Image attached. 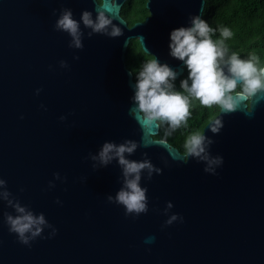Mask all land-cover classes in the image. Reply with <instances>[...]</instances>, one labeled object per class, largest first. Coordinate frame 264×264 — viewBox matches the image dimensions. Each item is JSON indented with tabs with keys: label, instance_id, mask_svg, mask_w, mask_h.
<instances>
[{
	"label": "water",
	"instance_id": "1",
	"mask_svg": "<svg viewBox=\"0 0 264 264\" xmlns=\"http://www.w3.org/2000/svg\"><path fill=\"white\" fill-rule=\"evenodd\" d=\"M146 1L149 16L130 26L127 0H108L122 29L110 36L81 19L105 0H0V264H264V99L220 110L201 156L157 140L161 126L146 128L131 111V44L179 80L186 66L170 54V32L206 4ZM65 9L80 21L83 47L56 27ZM129 140L137 147L125 156L154 166L142 170L148 209L139 214L115 199L125 186L119 158H98L105 142ZM17 201L48 221L30 246L6 223Z\"/></svg>",
	"mask_w": 264,
	"mask_h": 264
},
{
	"label": "clouds",
	"instance_id": "2",
	"mask_svg": "<svg viewBox=\"0 0 264 264\" xmlns=\"http://www.w3.org/2000/svg\"><path fill=\"white\" fill-rule=\"evenodd\" d=\"M107 3L108 0L100 3L95 16L92 11L84 10L81 19L94 32L120 35L122 29L113 22L114 17L104 10ZM111 5H115V0H112ZM56 27L70 33L74 46L83 47L80 21L74 18L71 9L63 11ZM216 32L220 35L214 38L213 34ZM233 35L229 26L213 27L203 14L192 15L188 25L172 29L170 54L184 62L187 75L180 81V89H177L175 81L178 72L168 63H161L155 55L142 63L136 73L133 97L135 104L131 109L142 125L153 130L163 123H167L171 130L186 126L192 115L193 100H198L201 105L209 108L219 106L224 113L240 109L249 99L253 100V105L264 99V64L255 51L242 56L239 51L231 49L227 40ZM221 124L222 121L218 118L210 127L218 131ZM206 140L211 142L205 132L193 131L185 138L184 149L188 154L201 156L206 152ZM136 147L137 143L131 140L121 144L107 141L99 151L98 158L104 164L113 158H119L123 166L125 186L118 191L115 199L125 206L127 213L139 214L148 209L147 190L140 183L142 170L152 169L154 166L150 161H136L125 156V153L133 152ZM223 159L220 156L210 160V163H222ZM5 183L0 178V185ZM3 195L7 199L8 192L5 191ZM8 202L13 203L11 200ZM14 207L16 214L6 215L9 231L16 233L22 243L30 246L33 240L41 236L48 221L43 213L37 215L18 201L14 203ZM176 218L173 215L168 223ZM58 231L59 229H55L53 235ZM154 239V236H149L145 238V242L151 243Z\"/></svg>",
	"mask_w": 264,
	"mask_h": 264
},
{
	"label": "trees",
	"instance_id": "3",
	"mask_svg": "<svg viewBox=\"0 0 264 264\" xmlns=\"http://www.w3.org/2000/svg\"><path fill=\"white\" fill-rule=\"evenodd\" d=\"M146 0H127L122 15L132 26L136 22H142L149 16L146 8ZM212 7L216 10L214 18L211 17ZM207 19L213 27L220 25L229 26L234 35L230 37L232 49L242 47L248 44V39L252 35L260 37L259 43L250 46L249 51H255L260 56V62L264 64V0H207ZM152 58L144 53L139 42L134 40L131 44V52L128 58V67L135 75L137 80V71L146 59ZM187 75H183L175 81L177 89H180V81ZM192 115L188 118V124L175 130H171L166 124L161 125L160 133L155 138L169 142L172 146L178 148L181 153L186 154L184 149V140L193 131H204L209 122L214 120L220 113L219 106L211 108L201 105L198 100L192 101ZM171 132V135H169Z\"/></svg>",
	"mask_w": 264,
	"mask_h": 264
},
{
	"label": "flooded vegetation",
	"instance_id": "4",
	"mask_svg": "<svg viewBox=\"0 0 264 264\" xmlns=\"http://www.w3.org/2000/svg\"><path fill=\"white\" fill-rule=\"evenodd\" d=\"M215 11L216 10L212 7L211 15L213 13H215ZM206 13H207V0H206L205 9H204V12H203V16L207 20L208 17L206 15ZM213 35H214V38H215V37H218L220 35V33L216 32ZM260 41H261L260 37H258L256 34L252 35L248 39V44L247 45H242V47L237 48V50L240 52V54L242 56H247L250 52H253V51H249L250 46H252L254 43H259ZM227 43L230 46V48L232 49L233 47H232V42H231L230 38H228ZM149 56H151V55H149ZM151 57H153V56H151ZM186 72H187V69H186ZM186 72H185V74H186Z\"/></svg>",
	"mask_w": 264,
	"mask_h": 264
},
{
	"label": "rangeland",
	"instance_id": "5",
	"mask_svg": "<svg viewBox=\"0 0 264 264\" xmlns=\"http://www.w3.org/2000/svg\"><path fill=\"white\" fill-rule=\"evenodd\" d=\"M213 23H214V22L211 23L212 26L214 25Z\"/></svg>",
	"mask_w": 264,
	"mask_h": 264
}]
</instances>
